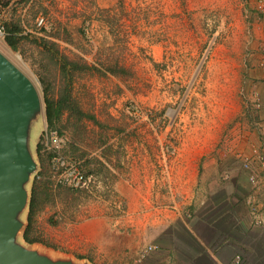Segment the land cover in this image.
Listing matches in <instances>:
<instances>
[{
	"label": "rangeland",
	"instance_id": "obj_1",
	"mask_svg": "<svg viewBox=\"0 0 264 264\" xmlns=\"http://www.w3.org/2000/svg\"><path fill=\"white\" fill-rule=\"evenodd\" d=\"M250 3L1 0L0 51L29 77L37 95L24 131L35 169L23 183L28 196L17 214L18 244L57 263L147 264L138 258L157 238L153 228L168 216L165 210L182 212L193 198L186 185L202 172L199 150L219 155L220 171L228 172L230 160L240 176L252 171L240 156L254 145L264 150V85L253 83L252 70L260 67L252 59L264 56V16L261 26L255 24ZM13 23L27 36L17 49L5 40L6 25ZM63 56L75 63L69 77ZM67 86L78 110L63 109L52 129L64 136V153L91 176L83 190L56 184L53 152L44 146L51 129L46 96L57 102ZM254 171L261 180L248 177L249 214L251 200L264 203L263 165ZM35 183L31 229L37 241L29 243L23 234ZM140 238L136 251H112V244Z\"/></svg>",
	"mask_w": 264,
	"mask_h": 264
},
{
	"label": "crops",
	"instance_id": "obj_2",
	"mask_svg": "<svg viewBox=\"0 0 264 264\" xmlns=\"http://www.w3.org/2000/svg\"><path fill=\"white\" fill-rule=\"evenodd\" d=\"M250 1L252 7L255 0ZM253 17L254 23L261 26L258 24L261 17L255 12ZM262 45L260 42L257 46ZM257 58L252 59L253 65L260 66L252 69L255 75L253 83L264 85V56ZM260 111L262 120L259 125L264 126V108ZM261 131L263 134V127ZM199 152L197 166L200 168L199 162L203 161L202 172L196 177L191 176L186 185L187 195L193 197L188 202L189 206H184L182 212L165 210L168 216L163 223L152 226L154 234L158 233L156 239L150 240L155 249L143 261L138 260L147 264L153 261L154 264H234L235 257L240 255L243 263L248 258L245 264H264V225L251 223L246 199L249 187L253 188L248 181L251 172L244 171L240 176L238 166L231 160L227 168L224 167L229 173L220 171V165L217 168L215 162L219 155L213 156L212 151ZM258 178L261 180L259 175ZM108 233L114 234L111 227ZM152 237L150 235L149 239ZM140 240L124 241L123 245L112 244L117 246L112 251L123 248L136 251L141 248Z\"/></svg>",
	"mask_w": 264,
	"mask_h": 264
},
{
	"label": "water",
	"instance_id": "obj_3",
	"mask_svg": "<svg viewBox=\"0 0 264 264\" xmlns=\"http://www.w3.org/2000/svg\"><path fill=\"white\" fill-rule=\"evenodd\" d=\"M36 103L32 81L0 51V264H73L52 262L16 242L22 226L17 214L28 196L23 183L35 169L24 131L26 116Z\"/></svg>",
	"mask_w": 264,
	"mask_h": 264
},
{
	"label": "built area",
	"instance_id": "obj_4",
	"mask_svg": "<svg viewBox=\"0 0 264 264\" xmlns=\"http://www.w3.org/2000/svg\"><path fill=\"white\" fill-rule=\"evenodd\" d=\"M253 8L255 13L264 14V0H255ZM2 28L3 26L0 25V32H2ZM262 65L264 66V58ZM256 107H261L260 102L256 103ZM262 127L264 128L263 125ZM64 145V136L57 129L46 130L44 146L53 152L52 172L56 184L66 185L76 190L88 189L91 183V176L85 172L76 159L68 157L64 153ZM259 148L254 145L250 154L240 156L243 168L245 170H252L250 180L255 184L259 182L257 178L258 174L254 171L255 164L259 163L264 167V150L262 148L259 150ZM250 205L251 223L254 225H264V203L258 204L257 200L254 199L250 201ZM153 249H155L153 245L142 249L140 259L147 258ZM234 264H243V259L240 255L235 257Z\"/></svg>",
	"mask_w": 264,
	"mask_h": 264
},
{
	"label": "trees",
	"instance_id": "obj_5",
	"mask_svg": "<svg viewBox=\"0 0 264 264\" xmlns=\"http://www.w3.org/2000/svg\"><path fill=\"white\" fill-rule=\"evenodd\" d=\"M254 9V8H253ZM255 12V10H254ZM258 16H264V14L262 13H256ZM22 27L21 25L17 24V23H13V24H7L6 25V35H5V40L6 42L13 48L17 49L18 47V43L20 41V39L22 38H27L26 35L22 34ZM43 40V45L48 48L52 53L57 54L58 50L54 47V46H49V42L48 40H46L45 38H42ZM53 43V42H51ZM64 60L63 66H64V75L65 77H69L70 76V71L69 67L73 66L75 63L71 62L68 60V58H66V56H63L62 58ZM45 103H46V115H47V121H48V125L49 127L52 129L53 127L57 126V120L60 117V113L63 109L65 108H69L70 110H78V106L77 104H74V102L71 99V93H70V89L67 86V88L65 89V93L62 94V96L59 98V100L57 102H55L54 100H52L51 98H49L48 96H46L45 99ZM80 114L82 116H87V117H91L92 119H94L95 121H97V118L95 117V115H91V114H87L84 113L83 111L80 110ZM60 132V131H59ZM41 147V146H40ZM38 183H35L33 186V190H32V199L30 202V210H29V217H28V225L25 228L23 237L24 239L29 242V243H34L37 241L36 237L32 236V219H33V213L35 210V206H36V200H37V194H38V189H39Z\"/></svg>",
	"mask_w": 264,
	"mask_h": 264
}]
</instances>
